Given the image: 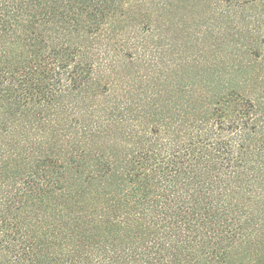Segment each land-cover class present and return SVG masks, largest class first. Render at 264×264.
Returning <instances> with one entry per match:
<instances>
[{
    "label": "trees",
    "instance_id": "1",
    "mask_svg": "<svg viewBox=\"0 0 264 264\" xmlns=\"http://www.w3.org/2000/svg\"><path fill=\"white\" fill-rule=\"evenodd\" d=\"M201 1L0 0V264H264V0Z\"/></svg>",
    "mask_w": 264,
    "mask_h": 264
},
{
    "label": "rangeland",
    "instance_id": "2",
    "mask_svg": "<svg viewBox=\"0 0 264 264\" xmlns=\"http://www.w3.org/2000/svg\"><path fill=\"white\" fill-rule=\"evenodd\" d=\"M146 1V0H144ZM176 5L179 7H177L176 10V16H177V20H175L174 25L175 28L172 29V37L175 38V33L176 35H183L182 31H187L186 30V26H189L191 28L190 25V17H191V13H192V9L196 8L199 10H204L206 9V5L204 2H202L201 0H176ZM188 5V6H187ZM146 8V7H145ZM139 10V9H138ZM147 14H151V13H147V11H144L143 15H147ZM151 17V15H150ZM140 21H146V18H140ZM180 20H182V22H179ZM177 24V25H176ZM186 24V25H184ZM130 25H134V23L132 22ZM194 28H192V30H194ZM195 30H199V27H197ZM192 34V32H191ZM190 36V35H189ZM188 36V37H189ZM188 37L186 39H188ZM174 51L176 52V49H174ZM258 69L260 72L264 71V64L263 63H259L258 64Z\"/></svg>",
    "mask_w": 264,
    "mask_h": 264
}]
</instances>
